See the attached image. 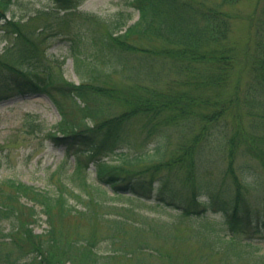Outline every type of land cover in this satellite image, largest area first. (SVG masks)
<instances>
[{"label":"trees","instance_id":"trees-1","mask_svg":"<svg viewBox=\"0 0 264 264\" xmlns=\"http://www.w3.org/2000/svg\"><path fill=\"white\" fill-rule=\"evenodd\" d=\"M79 1L54 0L56 11L39 10L35 18L64 12V19L69 22L67 15L76 12ZM237 2L131 0L130 5L139 17L130 25L127 23L131 15L111 21L90 16L98 28L104 25V30L98 39L91 40L90 46L97 47L93 54L96 61L88 65L97 76L103 71L106 78L94 82L91 74V79L82 77L79 84L56 81L51 71L44 74L37 71L33 62L39 61V43L33 40L32 32L21 30L18 23L9 20L16 27L18 42L0 55V102L14 96L47 93L61 113L57 130L47 131L40 114L31 111L24 113V129L31 134L46 131L56 146L68 149L75 156L77 175L84 169L81 159L96 163L104 188L99 186V193L91 194L90 184L87 187L84 180L82 186L88 195L86 198L76 195L84 202V210H78L68 196L72 190L64 184L55 192H48L14 179L0 181V264H115L122 256L132 259L135 251L165 258L167 254L150 248L147 242L131 251L127 250L129 243L124 242L121 244L125 250L101 257L94 250L102 237L98 232L97 240H87L86 252L81 256L76 254L79 242L66 241L68 232L63 220L76 217L98 222L97 226L103 224L106 236L116 242L118 236L114 235L125 232L127 218L101 215L97 208L106 206L114 196L125 194L172 207L179 212V218L200 217L209 211L221 213L222 221L204 224L191 230L194 234L183 237L186 245H195L197 250L208 252L209 257L217 256L220 264H264V247L255 244L264 241V0L247 16L249 41L243 52L229 44L233 21L239 16L225 8ZM10 4L11 0H0V18H5ZM58 25L62 27L64 23ZM78 35L68 37L74 56L76 45L82 40ZM75 59L81 75L82 60ZM246 71L250 122L247 133L237 128L224 144L228 155L224 176L230 180L225 185L202 177L199 163L204 156L197 158L196 149L201 146L199 140L207 135L206 125L228 111L234 98L238 103V87L227 102L222 97L208 100L204 95L222 90L236 72ZM175 74L181 78L171 80ZM120 75L127 85L123 88L111 85L113 78ZM59 95L76 104L80 118L65 110ZM112 100L124 106L122 111L101 118L105 111L103 104ZM204 105L215 109L207 113ZM137 116L146 117L156 133L165 131L169 123L175 126L186 123L184 120H204L205 125L197 127L194 136L179 146V153L173 157L165 159L166 152H161L141 169L111 166L104 158L127 140L128 125ZM239 153L247 154V174L244 171L240 174ZM133 161L136 165L145 163L139 158ZM40 214L46 216L49 228L36 233L34 225ZM4 222L11 226L7 231L2 227ZM144 224L141 231L137 230L143 237L152 227ZM178 224L160 223L157 228L172 237L169 229L177 230ZM199 262L188 258L183 264Z\"/></svg>","mask_w":264,"mask_h":264},{"label":"rangeland","instance_id":"rangeland-1","mask_svg":"<svg viewBox=\"0 0 264 264\" xmlns=\"http://www.w3.org/2000/svg\"><path fill=\"white\" fill-rule=\"evenodd\" d=\"M130 1L80 0L76 12L73 15H67L70 20L67 22L64 19L66 17L64 12H60L57 14L58 16L55 14L42 15L35 18L39 10L54 9L56 11L54 0H11L5 18H0V55L7 49H12L18 42L14 29L16 27L9 23L11 22L9 20H13L20 25L21 30L26 29L28 32H32L33 40L39 43L40 53L37 58L39 61H34L33 65L41 74L51 71L56 81L63 79L76 84L82 81V77L91 79V74H93V81L98 82L106 77L103 71L97 76L88 65L91 61H96L93 54L97 47L90 46V43L93 37L95 39L100 37L99 33L104 30V25L98 28L90 16L111 21V19H124L131 15L132 17L127 23L130 25L139 17L138 11L130 5ZM261 2L262 0H238L236 4L225 8L229 13L239 16L233 21L229 44L235 45L240 52L247 49L249 41L250 23L247 16L252 14ZM60 22L64 23L62 27L58 25ZM43 27L46 28L45 31L39 32ZM75 33H79L78 37L82 40L76 45L78 50L74 56L73 48L69 47L70 39L68 37ZM75 57L82 60V76L76 70ZM104 66L103 63L100 64L101 68ZM179 78L181 76L175 74L171 80ZM112 81L113 84L110 82L109 84L115 87L123 88L127 85V81L123 80V75L115 76ZM236 87H238V103H235L234 98L232 106H228V111L206 125L207 135L199 140L201 146L196 149L197 158L204 156V160L199 163L202 177L216 179L225 185H228L230 180L224 176L228 156L224 144L228 143L237 128L247 133V124L250 122L247 120V71L242 74L236 72L222 90L207 92L204 95V98L208 100L214 101L222 97L227 102L235 95ZM58 98L71 116L80 118L78 107L72 100L60 95ZM107 102V105L103 104L105 111L101 118L106 119L113 114L120 113L124 107L116 100ZM208 107L210 106H202L207 113L215 109V107ZM28 111L40 114L47 131H56L61 121V113L47 93L14 96L0 102V181L14 179L48 192H55L64 184L72 190L71 194H68L71 204L78 210H84V202L77 197L86 198L88 195L86 194L87 190L82 186L84 180L87 187L90 184L91 194H98L99 186L104 188L99 179L97 164L81 159L84 169L78 175L75 174V156L69 154L68 149L56 146L46 136V131L31 134L24 129L23 117L24 113ZM184 122L186 123L177 126L169 123L165 125V131L156 133L146 117L137 116L128 125L127 140L118 147L115 153L106 156L104 160L111 166L141 169L151 163V160H154L161 152H166L165 159L173 157L179 153V146L192 138L196 133L195 129L204 124V120L192 119L184 120ZM135 158H139V161L145 163L136 165V162L133 161ZM247 158V154H238L237 162L240 174L243 171L247 174ZM127 163H130V166ZM255 187L256 185H254ZM109 194L113 196L110 191ZM97 209L101 215L126 217L128 224L125 232L114 235L118 236L115 242L111 240L112 237L106 236V228L103 224L97 226L98 222L79 220L76 217L64 219L63 225L68 232L66 241L79 242L80 244V249L76 251L78 256L86 252L84 246L88 245L87 240H97L98 232V235L102 237L96 242L94 250L101 257L111 254L112 251L122 250L121 243L124 242L129 243L130 247L127 248L129 251L140 246L141 242L143 244L147 242L150 248H157L162 251L161 254H167L165 258H162L148 253L141 252L139 254L138 251H135L132 259L128 260L126 256H122L120 259L117 258L120 261L115 264H139L140 262L142 264H183L188 258H193L197 262L201 260L199 264H220L217 256L209 257L208 252L197 250L193 244H191L192 246L186 245L188 243H185L182 238L194 234L191 233V230L201 228L204 224L222 221L221 213L209 211L200 217L179 218V212L172 207L159 205L153 199L146 200L130 194L114 196L112 200H108L106 206ZM39 216V222L34 225L36 233L45 232L49 228L46 216L42 214ZM145 222L152 227L150 228L151 232H146L143 237L137 230L141 231ZM174 222L179 224L177 230L169 229V232L174 234L172 237H167L165 230L157 228V224H172ZM2 227L7 231L11 226L9 222H4ZM255 244L264 247L263 240L255 241Z\"/></svg>","mask_w":264,"mask_h":264}]
</instances>
